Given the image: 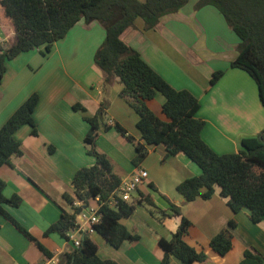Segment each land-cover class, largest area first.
<instances>
[{"label": "crops", "instance_id": "crops-1", "mask_svg": "<svg viewBox=\"0 0 264 264\" xmlns=\"http://www.w3.org/2000/svg\"><path fill=\"white\" fill-rule=\"evenodd\" d=\"M197 3L190 0L178 12L162 17L155 29L146 30L138 19L121 38L174 89L186 90L198 99L197 118L205 122L202 136L215 153H238L244 139L254 138L264 130V107L253 79L230 66L238 55L237 35L218 10L210 6L198 8ZM104 39L101 24L80 21L49 54L43 55L41 48L7 64L0 85V128L31 94L38 93L40 100L34 112L38 135L33 136L28 125L18 129L15 138L21 144L22 155L12 156L10 165L0 168L4 196L10 199L17 195L21 199L18 207L6 205L5 209L51 256L0 217V264H45L50 259L55 264H65L67 255L77 249L74 242L82 239L77 228L65 235L46 233L63 213H77V223L83 209L98 207L95 200L83 205L75 199L72 179L78 170L95 164V158L87 153L85 138L90 126L85 118L96 116L100 109L104 116L96 139L97 152L108 158L121 181H129L137 169L147 172L148 178L132 195L134 203L139 197L151 196L156 206L167 211V202L159 197L162 195L181 208L191 223L185 242L207 255L206 261L192 264H240L246 250L264 254V218L254 224L247 209L233 213L219 188L208 200L185 202L176 187L188 178L200 176L201 170L184 154L165 158L162 145L149 147L144 163L134 166L135 144L143 143L136 127L138 115L120 97V79L115 77L106 84L104 74L94 64ZM16 40L12 22L0 4V44L8 47ZM216 72H223V76L211 86ZM164 101L157 94L147 105L159 119L167 121L162 111ZM76 104L86 113L74 110ZM116 125L126 131L125 136L115 129ZM143 204L136 203L134 214L121 220L140 237L138 241L114 249L99 234L89 235L98 247L100 259L118 264H161L164 252L159 241L172 237L181 218L159 220ZM231 220L237 225L232 249L220 256L210 248V241ZM169 264L184 263L170 257Z\"/></svg>", "mask_w": 264, "mask_h": 264}, {"label": "trees", "instance_id": "trees-1", "mask_svg": "<svg viewBox=\"0 0 264 264\" xmlns=\"http://www.w3.org/2000/svg\"><path fill=\"white\" fill-rule=\"evenodd\" d=\"M190 0H1V7L6 17L12 22L17 40L14 45L4 47L0 44V85L7 72L8 62L20 55L44 48L43 55L51 52L53 46L63 40L70 30L80 21L86 24L97 22L105 31V39L97 49L94 64L104 74L106 84L115 77L123 84L120 97L138 115L136 127L143 143L135 144L136 155L133 164L136 167L145 161L149 147L162 145L165 158L184 154L199 167L201 175L181 182L177 192L186 203L196 199L208 200L220 189V196L228 199V206L233 213L243 209L250 212L254 224L264 218V130L254 138L242 141V150L238 153L219 155L204 141L205 122L197 118L200 110L198 99L186 90L174 89L162 76L154 71L140 53L122 41V34L134 28L138 19L146 30L155 29L160 19L182 9ZM213 7L224 17L228 26L239 39L238 55L231 62V68L246 72L255 82L260 102L264 107V0H198L197 7ZM223 76L216 72L210 80L215 85ZM161 94L165 101L162 106L167 121L159 119L148 107V101ZM40 96L31 94L0 128V168L10 165L12 156H21V144L15 133L28 125L32 135L38 131L34 112ZM76 111L86 110L76 104ZM104 112L100 109L94 117H86L90 130L85 138L88 154L95 158V164L78 170L73 179L75 199L83 205L99 197L98 224L95 233L102 236L114 249H120L125 243L139 240L122 223L123 218L134 214V201L120 203L115 208L107 202L116 197L115 192L121 179L112 171L108 158L96 150V139L100 120ZM109 128H106V130ZM122 135L126 131L116 125ZM131 140L130 137H128ZM158 192L153 184L149 185ZM5 183L0 179V217H4L23 235L33 242L42 253L51 256L39 241L23 229L6 211L5 206L18 207L21 199L14 195L4 196ZM168 210H162L151 196L139 197L137 205H148L151 215L159 220L180 217L178 230L169 240L160 239L159 245L164 252L161 264H169L174 257L184 264L204 262L207 255L196 252L185 242L191 223L182 214L179 206L172 204L165 196ZM133 198V196H132ZM64 199L73 204L68 195ZM76 214L63 213L60 220L52 225L46 235L58 232L65 235L77 228ZM236 222L231 220L228 226L214 236L210 248L220 256L232 249L233 230ZM65 264H118L113 260H102L98 256V247L85 234L81 245L67 255ZM240 264H264V254L246 250Z\"/></svg>", "mask_w": 264, "mask_h": 264}, {"label": "built area", "instance_id": "built-area-1", "mask_svg": "<svg viewBox=\"0 0 264 264\" xmlns=\"http://www.w3.org/2000/svg\"><path fill=\"white\" fill-rule=\"evenodd\" d=\"M148 174L146 171L137 169L131 176L129 181H122L119 188L116 190V197L112 198L107 202V206L110 208L117 207L120 203L130 202L133 200L132 195L137 192L138 187L144 184ZM97 202H100L99 197L94 199ZM99 204L96 209L87 207L83 209L78 214L79 222L76 223L78 233L81 235H91L95 233L94 225L98 224L100 221L101 215L99 213ZM77 248L81 245V240H76L74 242ZM45 264H55L54 259L46 261Z\"/></svg>", "mask_w": 264, "mask_h": 264}, {"label": "rangeland", "instance_id": "rangeland-1", "mask_svg": "<svg viewBox=\"0 0 264 264\" xmlns=\"http://www.w3.org/2000/svg\"><path fill=\"white\" fill-rule=\"evenodd\" d=\"M186 5H187V4H186ZM188 6H189V4H188ZM151 158H154V156H150V159H151ZM146 159H147V158H146ZM146 159H145V160H146ZM142 163H144V161H143ZM142 163H141V164H142ZM141 164H140L139 166H141ZM133 195H135V194H133ZM152 198H153V197H152ZM133 201H134V200H133ZM136 203H137V202H136ZM136 203H134V205H135ZM146 207H149V206L146 205Z\"/></svg>", "mask_w": 264, "mask_h": 264}, {"label": "water", "instance_id": "water-1", "mask_svg": "<svg viewBox=\"0 0 264 264\" xmlns=\"http://www.w3.org/2000/svg\"><path fill=\"white\" fill-rule=\"evenodd\" d=\"M82 240H84V236H82Z\"/></svg>", "mask_w": 264, "mask_h": 264}, {"label": "clouds", "instance_id": "clouds-1", "mask_svg": "<svg viewBox=\"0 0 264 264\" xmlns=\"http://www.w3.org/2000/svg\"><path fill=\"white\" fill-rule=\"evenodd\" d=\"M81 203V202H80ZM82 204V203H81ZM82 236H85V235H82ZM82 240V239H81ZM77 248V247H76Z\"/></svg>", "mask_w": 264, "mask_h": 264}]
</instances>
